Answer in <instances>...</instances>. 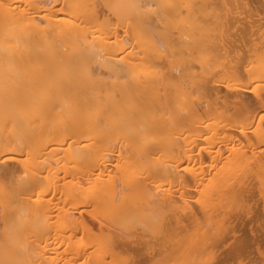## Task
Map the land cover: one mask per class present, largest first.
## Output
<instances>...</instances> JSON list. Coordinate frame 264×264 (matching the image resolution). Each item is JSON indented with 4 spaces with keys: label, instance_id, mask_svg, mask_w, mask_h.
I'll return each mask as SVG.
<instances>
[{
    "label": "bare ground",
    "instance_id": "6f19581e",
    "mask_svg": "<svg viewBox=\"0 0 264 264\" xmlns=\"http://www.w3.org/2000/svg\"><path fill=\"white\" fill-rule=\"evenodd\" d=\"M2 2L6 7L0 9V144L9 139L23 140L31 144L38 159L16 189L15 223L9 221L7 235L4 217L0 215V261L99 264L104 255L100 224L113 196L120 193L127 210L150 226L153 214L159 211L152 201L159 205L166 195L164 182L157 177L168 175L166 169L176 165L180 172L192 170L184 172L188 178L184 190L193 194V204L204 193L208 215L219 211L223 216L239 192L250 198L252 212L259 222V215L264 212V203H258L264 154L258 141L250 143L235 127L224 91L210 92L194 103L172 91L165 94L163 82H148L144 95L136 91L125 93L121 91L123 81L131 79V74H109L99 66L116 64L124 56L130 62L125 67L131 68L139 60L138 50L137 54L127 55L134 52V39L127 46L113 42L117 38L115 25L105 23L108 12L101 7L127 0ZM151 2L240 4L257 27L264 16V0ZM20 4L41 5L30 9L37 20L43 21L40 28L21 23L18 12L13 15ZM119 31L123 39V29ZM243 35H247L252 47L251 53L248 47L244 48L245 65L252 67L255 77H259L264 74L262 52L257 47L259 31L255 41L251 26ZM124 47L127 52L121 51ZM82 56L93 60L97 77L118 78L115 102L107 91L101 99L90 86L84 85L83 77L76 71ZM112 87L108 80L106 89ZM156 88L160 89L159 96L154 95ZM53 102L57 110H53ZM105 105L111 115H104V122L97 124L99 109ZM140 106L150 107L151 111L141 112ZM41 177L50 179L44 180V191L36 187L33 194L32 187ZM157 184L161 185L159 189ZM4 200L5 194L0 191V207ZM91 208H97V219L88 215ZM196 210L201 217L205 216L199 205ZM227 215L230 223L239 227L242 221L233 219L236 213ZM184 224L181 220L177 225L172 218V238L157 247L156 259L202 264L209 258L211 250L205 251L203 237L195 240ZM220 256L218 253L216 258ZM227 256L220 260L229 259L230 254Z\"/></svg>",
    "mask_w": 264,
    "mask_h": 264
},
{
    "label": "snow or ice",
    "instance_id": "6c2138e0",
    "mask_svg": "<svg viewBox=\"0 0 264 264\" xmlns=\"http://www.w3.org/2000/svg\"><path fill=\"white\" fill-rule=\"evenodd\" d=\"M40 6L20 4L13 15L18 12L21 23L27 22L38 29L43 21L37 20L30 9ZM5 7L0 0V9ZM101 7L108 12L105 23L109 26L115 25L117 38L113 42L118 46H127L134 39V52L127 55L137 54V50L140 54L139 60L131 68L125 67L130 62L125 61L124 56L116 64L99 65L109 74L125 71L131 74V79L123 81L122 92L136 91L144 95L148 91V82H163L165 94L172 91L185 100L190 98L194 103L196 100H203L210 92L224 91V100L229 105L228 111L235 120V127L250 143L255 144L258 141L260 151L264 154V74L255 77L252 67L245 65L244 48L248 47L251 53L252 47L248 44L247 35H243L251 26L252 39L255 41V34L259 31L257 47L262 52L261 61L264 62V16H261L257 27L240 4H160L151 0H127L116 5L106 3ZM121 28L123 39H120ZM121 51L127 52V48L124 47ZM76 71L83 77L84 85L90 86L101 99L107 91L109 98L116 101L115 85L119 82L118 78L112 79L111 75L106 78L97 77L96 67L88 56L80 58ZM108 80L112 82L111 89H106ZM154 95H160L159 88L154 89ZM52 108L57 110L58 106L53 102ZM139 110L148 113L151 108L140 106ZM99 112L96 122L102 124L104 121L101 117L111 115L109 106L101 107ZM71 147L69 145V149ZM37 159L33 155L31 144L23 140L9 139L0 144V191L5 194L0 215L5 220L6 235L10 232L9 221L15 223L13 217L16 212V189L27 179ZM166 171L168 175L157 177L164 182L163 190L166 195L159 205H156V200L152 201L159 211L153 214L154 219L150 226L141 222L138 215L127 210V204L120 193L113 196L111 206L104 211L103 222L100 224V235L103 237L101 251L104 255L99 264H187L180 260L155 258L157 247L172 238L170 222L173 217L177 225L181 220L185 221L184 227L195 240L199 241L203 237L205 251L211 250V253L202 264H264V212L260 213L257 223L249 197L238 192L223 216L219 211L208 215L210 210L204 193L201 192L193 204V194L184 190L187 188L188 179L184 172L192 170L185 169L180 172L179 165H176L174 169ZM173 171L175 175H172ZM49 179L50 177H41L36 186L32 187L33 194L36 193V187L44 191V180ZM259 182L258 203H264V173L261 174ZM156 187L159 189L161 185L157 184ZM196 205L204 211V217L199 215ZM232 212L236 213L233 219L243 222L242 229L230 223L227 213ZM88 215L97 219L99 212L97 208H91ZM85 228L88 230L86 225ZM105 229L108 231L105 232ZM93 247L95 250V246ZM218 253L230 254V258L217 259ZM144 256H152L153 259L148 261ZM0 264L26 262L12 259L0 261Z\"/></svg>",
    "mask_w": 264,
    "mask_h": 264
},
{
    "label": "rangeland",
    "instance_id": "374dc122",
    "mask_svg": "<svg viewBox=\"0 0 264 264\" xmlns=\"http://www.w3.org/2000/svg\"><path fill=\"white\" fill-rule=\"evenodd\" d=\"M241 223H242V225L240 226ZM241 227L243 228V222H240V223H239V228H241ZM242 228H241V229H242ZM220 255H221V256H220L221 258L219 257V259H223V257H228L227 255H229V254L226 255V254H224V253H222V254L220 253ZM223 255H224V256H223Z\"/></svg>",
    "mask_w": 264,
    "mask_h": 264
}]
</instances>
